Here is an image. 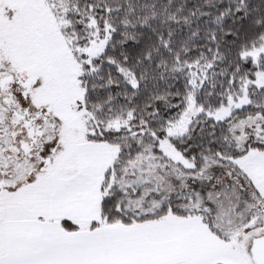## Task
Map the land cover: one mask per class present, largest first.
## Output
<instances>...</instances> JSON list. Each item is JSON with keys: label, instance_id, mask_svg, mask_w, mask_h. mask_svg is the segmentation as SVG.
<instances>
[{"label": "snow or ice", "instance_id": "6c2138e0", "mask_svg": "<svg viewBox=\"0 0 264 264\" xmlns=\"http://www.w3.org/2000/svg\"><path fill=\"white\" fill-rule=\"evenodd\" d=\"M0 264H264V0H0Z\"/></svg>", "mask_w": 264, "mask_h": 264}]
</instances>
